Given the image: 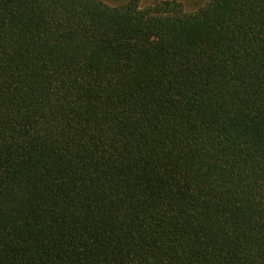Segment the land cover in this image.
<instances>
[{
    "label": "trees",
    "instance_id": "1",
    "mask_svg": "<svg viewBox=\"0 0 264 264\" xmlns=\"http://www.w3.org/2000/svg\"><path fill=\"white\" fill-rule=\"evenodd\" d=\"M0 264H264V0H0Z\"/></svg>",
    "mask_w": 264,
    "mask_h": 264
},
{
    "label": "rangeland",
    "instance_id": "2",
    "mask_svg": "<svg viewBox=\"0 0 264 264\" xmlns=\"http://www.w3.org/2000/svg\"><path fill=\"white\" fill-rule=\"evenodd\" d=\"M105 1L111 4H118L126 0H105ZM160 1H164V0H141V4L148 5ZM173 1L181 2L184 6V9L186 10H195L196 8L202 6L209 0H173Z\"/></svg>",
    "mask_w": 264,
    "mask_h": 264
}]
</instances>
